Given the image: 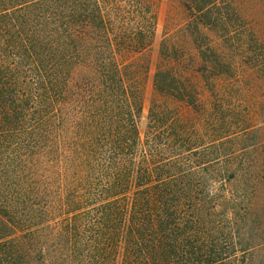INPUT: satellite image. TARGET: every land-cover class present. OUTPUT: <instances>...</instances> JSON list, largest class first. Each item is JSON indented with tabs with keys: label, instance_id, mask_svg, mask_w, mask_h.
<instances>
[{
	"label": "trees",
	"instance_id": "obj_1",
	"mask_svg": "<svg viewBox=\"0 0 264 264\" xmlns=\"http://www.w3.org/2000/svg\"><path fill=\"white\" fill-rule=\"evenodd\" d=\"M160 2L0 0V264H264V33Z\"/></svg>",
	"mask_w": 264,
	"mask_h": 264
},
{
	"label": "rangeland",
	"instance_id": "obj_2",
	"mask_svg": "<svg viewBox=\"0 0 264 264\" xmlns=\"http://www.w3.org/2000/svg\"><path fill=\"white\" fill-rule=\"evenodd\" d=\"M179 2L180 0H161L158 7V29L161 34L173 33L185 23V13ZM240 4L246 13L242 15L243 18H239V23L245 22L246 24L242 26L244 32H250V26L256 23L257 30L264 33V0H241ZM254 8L258 10L255 11ZM251 21L252 24H250Z\"/></svg>",
	"mask_w": 264,
	"mask_h": 264
}]
</instances>
